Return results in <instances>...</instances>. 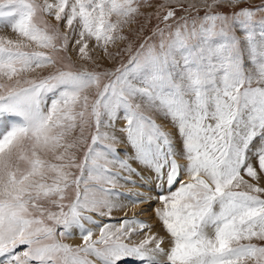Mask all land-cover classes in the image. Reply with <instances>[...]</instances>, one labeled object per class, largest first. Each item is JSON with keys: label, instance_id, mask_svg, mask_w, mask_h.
Wrapping results in <instances>:
<instances>
[{"label": "snow or ice", "instance_id": "6c2138e0", "mask_svg": "<svg viewBox=\"0 0 264 264\" xmlns=\"http://www.w3.org/2000/svg\"><path fill=\"white\" fill-rule=\"evenodd\" d=\"M242 4L0 0V264H264V0ZM153 199L166 237L104 222Z\"/></svg>", "mask_w": 264, "mask_h": 264}, {"label": "rangeland", "instance_id": "374dc122", "mask_svg": "<svg viewBox=\"0 0 264 264\" xmlns=\"http://www.w3.org/2000/svg\"><path fill=\"white\" fill-rule=\"evenodd\" d=\"M260 3V0H247V4H242L241 5V7H244V6H248V4H251V5H256V4H259ZM222 11H228V9L227 8H224V9H222ZM178 14H183V13H178ZM204 13L203 12H201L200 13V15L202 16ZM153 23H155V21H153ZM150 27V26H149ZM253 27H254V30H255V32H256V34H257V36H259V33L261 32V31H264V17H260L259 15L256 17V21H255V24L253 25ZM148 34H150L149 32H145L144 34H142V36L143 35H148ZM0 35H12L10 32H0ZM237 35H240V29H239V27H237ZM140 41H137V43H139ZM72 55H73V59L75 60V53H72ZM124 59L126 60L127 59V54H125V57H124ZM113 66V62H111V61H109V62H107L106 64H105V67H112ZM157 122L158 123H161L164 127H165V130H168V131H175L173 128H172V126H171V124L168 122V121H165V120H162V119H160V118H157ZM118 147H120V150H121V154L123 155L124 154V149H123V146H118ZM131 149L129 148L128 149V152L129 153H131ZM136 164H134L133 166L134 167H140L139 165H136ZM133 179H135V180H138V182L139 183H141V182H144V181H140V178L139 177H137V176H133ZM132 187H133V185H131V184H128V185H126L125 186V188H123V189H121V191H128L129 189H132ZM152 193H155V194H151V193H149L151 196H153V197H155L156 195H158L159 194V192H158V190H153V188L152 189H149ZM157 193V194H156ZM154 200V199H153ZM121 210V209H120ZM131 217H133V216H131V214H129L128 212H127V216L125 217H123L120 213H119V210H114V212H113V214H112V218L109 220L108 218H106V221L105 222H110V223H118L121 219H123V218H131ZM139 219V218H138ZM141 220V219H140ZM160 226L162 227V225H161V223H160ZM163 228V227H162ZM157 234H159V235H161V236H163V234H164V236L166 235V231H165V229L163 228V234H161V233H158V232H156ZM168 241V240H167ZM69 243H72V244H79V243H73L71 240L70 241H68ZM164 246V245H163ZM167 247H170V243H168V246ZM125 264H136V262L134 261V260H132V259H128L127 261H125Z\"/></svg>", "mask_w": 264, "mask_h": 264}, {"label": "bare ground", "instance_id": "6f19581e", "mask_svg": "<svg viewBox=\"0 0 264 264\" xmlns=\"http://www.w3.org/2000/svg\"><path fill=\"white\" fill-rule=\"evenodd\" d=\"M139 168L141 171H143L141 166ZM145 176H147V173H145ZM141 183H143V182H141ZM147 183L151 186L152 182L149 179L147 181ZM149 189H152V187L145 188V187H139V186L134 187L133 186L131 190H133V191L139 190V191L145 192L148 195H150L149 193L155 194V193H152ZM124 203H127V201H124ZM156 207H159V204L155 200H152L151 202H147L144 204H138L136 206L129 205L127 208L119 210V213L124 217L125 213L128 212L129 214H131V216H136L137 218L151 224L153 232H155V233L158 232V233L163 234L162 233L163 228L160 226V222L158 221V219L155 216L154 208H156ZM105 221H106V218H105ZM163 236H164V234H163ZM166 236H167V234L165 235V237ZM71 241L73 243H80V239L78 237L76 239L71 240ZM168 243L169 242L167 241V238H166L165 244L163 246V247H165V249L169 248V247H167Z\"/></svg>", "mask_w": 264, "mask_h": 264}]
</instances>
